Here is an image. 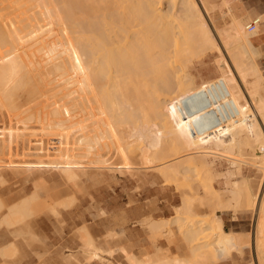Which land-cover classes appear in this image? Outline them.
Listing matches in <instances>:
<instances>
[{
	"label": "bare ground",
	"instance_id": "bare-ground-1",
	"mask_svg": "<svg viewBox=\"0 0 264 264\" xmlns=\"http://www.w3.org/2000/svg\"><path fill=\"white\" fill-rule=\"evenodd\" d=\"M202 14L197 0H0V119L10 122V127L16 120L21 129L32 120L53 127V131L76 127L81 136L72 142L61 139L66 146H58L53 161L69 180L80 177L76 168L85 159L87 168L95 164L106 168L113 155L122 161L123 168L131 166L136 155L140 156L139 164L149 168L151 163L167 160L162 163L167 165L162 166L163 173L172 178L187 170L210 173L209 158L214 155L238 162L249 157L264 174V75L256 64L259 50L246 34L243 20H234L230 28L218 32L234 67L231 60L223 63L225 71L220 79L201 89L191 88L189 72L183 73L186 69L180 66V73L178 64L176 68L172 64L178 53L194 49L207 52L214 46ZM150 124H156L159 131L154 142L146 136L151 144L144 148L146 128L141 132L140 127ZM10 127L8 131L15 130ZM12 137L3 140L0 136V148L12 151L16 146L17 151H30L32 144ZM256 146L262 154L255 153ZM39 150L36 145L31 151ZM39 157L37 165H43V156ZM250 183L235 182L236 190L231 191L236 202L232 199V205L219 204L216 198L221 194L215 196L214 190L206 201L240 213L258 206L254 245L262 264L264 197L256 194V186L252 188ZM206 186L208 191L212 189ZM38 198L35 191L16 207L30 211L35 202L37 207ZM214 219L202 221L205 236L199 237L204 231L194 225L183 231L185 240L193 243L192 256L208 259L209 264L225 262L234 251L243 256L250 245L245 238L248 234L226 232L223 219ZM11 220L19 222L21 218ZM207 237L213 242L202 240ZM88 245L95 247L90 235ZM123 250L131 264L153 263L132 256L127 248ZM159 256L155 264H171Z\"/></svg>",
	"mask_w": 264,
	"mask_h": 264
},
{
	"label": "rangeland",
	"instance_id": "rangeland-1",
	"mask_svg": "<svg viewBox=\"0 0 264 264\" xmlns=\"http://www.w3.org/2000/svg\"><path fill=\"white\" fill-rule=\"evenodd\" d=\"M197 1L201 12H203L202 15L205 17V23L212 31L214 46L210 47L212 49H207V52L200 50L198 51L199 54L197 51L195 52L198 49H194L191 53L185 51L188 53L187 55L183 52V54L178 53L172 58L174 67L178 64V67H175L177 71L180 72L178 69L181 66L186 69L183 73L189 72L188 75L191 78L189 87L192 85L191 88L201 89L206 84L209 85V82L220 79L223 71H225L223 67L225 64L223 63L229 62L231 60L229 57L231 56H229L228 52H225L227 50L225 46H222L224 43L219 40L221 36L218 32L219 30H225L226 27L230 28L234 20H243L246 34L255 41L254 44L259 50L257 61L264 75L262 49L256 44V40L261 36L260 28L257 27L254 31H250L248 29L251 24L250 19L246 20L244 13L230 0H211L208 1L207 5L203 3V0ZM224 1L228 3L231 10L224 7V5L226 6ZM231 61L229 64L231 63L230 65L232 66L233 61ZM180 69L182 70V68ZM234 72L237 73L236 71ZM236 76L247 95L248 93L242 81L237 74ZM262 93L264 94V90H262ZM248 95L247 98L252 103ZM164 110L166 111V107ZM32 121L34 122L31 123ZM32 121H30V125L28 124L29 127L26 126L21 129L22 124L20 126L16 120L11 122L10 127L8 126L10 122L4 123L0 119V136L3 140L14 136L16 138L14 139L15 141L17 139H19V142L26 140L27 144H32L29 148L30 151L22 150L21 148L17 151L16 146H13L14 149L12 151L0 148V264H131L130 259L128 258V260L122 254L121 250L123 248L125 250L127 248L132 256L136 255L135 257L146 259V261L150 259L149 261L154 264L155 261H160L156 260L158 255H161L158 259L167 260L171 264L175 263V261L177 262L176 264H209L208 259L201 257V259H197L192 256L193 243H188L185 240L183 231L190 229L194 225L193 228H197L202 232L205 227L202 221L208 218H216L214 220L217 221L218 217L223 219L226 231L236 233L250 232L248 234L250 237L247 235L250 240L247 236L245 237L248 244L250 242V245L243 256L234 251L231 254L232 257L225 262H214L212 264L260 263L254 245V226L259 215L258 206L252 210H249L250 207H248L241 213L234 210L226 211V209L221 207L228 203L234 204L233 191L236 190L235 182H238L239 185L244 180L251 182L252 188L256 186L254 189L255 192L257 191L256 194L261 198L264 197V174L258 169L259 166L254 160L248 157V159L238 162L237 160L233 161L231 158H226V156L218 155V157L216 155V157L214 155V157L209 158L212 165V173L194 172L185 169L184 171L187 170L188 172L180 173L178 176L176 174L177 178H172L163 173L164 168L162 166L164 164L162 163L167 160L151 163L153 165L150 164L151 167L149 168V165L144 167L145 164H139L140 156L136 155L131 159L132 163L129 166L131 168H123L122 161L113 155L107 165L109 167L106 168H100L99 166L101 165L96 164L87 168L89 163L85 159L86 161L84 160L76 168L80 177L76 180H69L63 175L62 168L55 166L53 162L56 159L55 152H57L58 146V149H62L64 145L66 146V143H64L65 139H61L66 138V140L69 139L72 142L79 137V134L81 136V132L74 127L67 131H62L59 128L57 129L59 133H57L56 129V131H53V127L46 128L42 123L40 125V121ZM155 125H146L148 128L140 127V130L142 129L141 132H144L146 128L143 133L146 139L142 136L144 138L143 143L145 144L146 141L148 143L143 144L144 148L157 138L156 131L159 130ZM8 127L15 130L10 132L7 129ZM158 128L163 131L160 127ZM51 132H55L54 137ZM67 132L66 137L64 134ZM146 132L147 134L149 132V134L146 135ZM56 133L57 135H55ZM150 134L152 135L150 136ZM59 135L60 137L58 138ZM146 136H149V140L152 138L150 142ZM167 137L168 135L165 136V138ZM20 139L22 140L20 141ZM62 141L63 144L61 143ZM36 145L37 147L39 145L40 150L38 152L31 151L33 146L35 147ZM258 146H256L255 153L262 154ZM34 152L38 154L35 153V155ZM41 155L45 163L37 165V161L41 160L39 157ZM44 164H46V167ZM158 164L161 166H158ZM40 166H43V168ZM165 166L167 165L165 164L163 167ZM93 172H105L115 177H108L100 182L86 180ZM208 184L212 186L211 192L208 191L209 186L208 188L206 186ZM8 185L13 188V191L19 190V192L12 195V212L8 216V222H6L5 217L9 213L7 206L9 194L5 188ZM26 188H28V195L26 194ZM35 191L38 192L40 198V203L37 201L38 205H36L37 207L41 205L40 208L35 206L36 202L34 206H31L33 208L30 211H24L22 208L16 207ZM212 191L215 196L221 194V198H216V200L220 201L219 204H222L219 206L220 208L216 207V204L210 206L206 201L207 197H209L208 194L211 196ZM59 202H63L64 205L62 206V203L60 204ZM56 203L60 204V206H57ZM50 205L55 207L53 208L54 211L50 209ZM10 218L13 220L21 218V220L12 223ZM176 219L181 221H176ZM37 221H43L44 224L32 227L31 222L35 223ZM180 224H182L181 228H179ZM8 225L14 228V239L24 238L28 240L19 242L12 247L6 240V237H11V230H9ZM206 234L207 231H204L199 237ZM89 235L94 240V246L99 248V250L88 245ZM130 235L134 236L131 241L129 239ZM202 240L208 241L207 243L213 242L210 237ZM137 241H141L142 245L134 243ZM159 250L161 253H159ZM111 251L113 252L110 253ZM95 252L97 255H95ZM262 264H264V261Z\"/></svg>",
	"mask_w": 264,
	"mask_h": 264
},
{
	"label": "crops",
	"instance_id": "crops-1",
	"mask_svg": "<svg viewBox=\"0 0 264 264\" xmlns=\"http://www.w3.org/2000/svg\"><path fill=\"white\" fill-rule=\"evenodd\" d=\"M230 1L235 3L240 8V10L244 13V16L247 17L248 19H250L251 24L255 25V28L253 30H255L257 27L260 28L261 36H260V38H258L256 40V44L258 47H260L262 49V53H263V57H264V0H230ZM251 41L253 42V44L255 43V41H253L252 39H251ZM254 46H255V44H254ZM256 64L259 66L257 59H256ZM108 177H115V176L111 175V174L101 173V172H93L88 178H86V180H92V181L100 182L101 180H105ZM5 190L9 194L8 205H7L8 209H9V213L5 217V221L8 222V216H10V213L12 212V204H13L12 203V200H13L12 195L15 194L16 192H19V190L13 191V188L9 185H8V187L5 188ZM25 190H26V194L28 195V188H26ZM114 222H116V221L114 220ZM43 224H44L43 221H37L35 223L31 222L32 227L34 225H43ZM8 228H9V230H11V237H6V240L10 243V245L12 247H14L19 242H25L28 240V239H24V238L14 239V235H13L14 234V228L9 227V225H8ZM223 228H224V221H223ZM226 232L242 235V232H239V233L232 232V231H226ZM249 233L250 232H243V235L249 234ZM132 238H134V236L130 235L129 236L130 241L132 240ZM134 243H138V245H142L141 241H137Z\"/></svg>",
	"mask_w": 264,
	"mask_h": 264
},
{
	"label": "built area",
	"instance_id": "built-area-1",
	"mask_svg": "<svg viewBox=\"0 0 264 264\" xmlns=\"http://www.w3.org/2000/svg\"><path fill=\"white\" fill-rule=\"evenodd\" d=\"M254 28H255V25H254V24H250L249 27H248V29H249L250 31H254V30H253Z\"/></svg>",
	"mask_w": 264,
	"mask_h": 264
}]
</instances>
